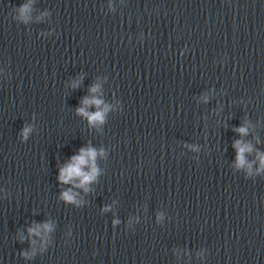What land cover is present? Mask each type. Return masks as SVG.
I'll list each match as a JSON object with an SVG mask.
<instances>
[{
    "label": "clouds",
    "instance_id": "1",
    "mask_svg": "<svg viewBox=\"0 0 264 264\" xmlns=\"http://www.w3.org/2000/svg\"><path fill=\"white\" fill-rule=\"evenodd\" d=\"M29 7L28 5H25L22 9L21 12L22 13H26L28 12ZM97 89L93 88L91 91L95 92ZM103 103V101L96 99L95 97H93L92 99H85L84 104L85 105H90V104H94L97 106V108H100V105ZM107 110V107L105 106V108L103 110L97 111L95 113H88L85 108H79L77 111L79 114L86 116L90 123H95V122H103V116H104V112ZM28 130L25 129V133ZM238 131L241 134H245L246 133V129L245 128H240L238 129ZM238 148V156H237V160H238V164L239 165H244L245 160H244V153L246 151H250V146L248 145H243L241 146L240 142H236L235 145ZM97 153L94 149H81L80 150V155L78 156H74L72 157V162L69 163L65 168H63L61 170V175H60V179L64 182H71L73 181L75 178H79L80 179V186H83L84 184L90 182L91 180L94 179L97 169L95 168L94 165V161H95V157H96ZM261 163L262 166H264V158H261ZM89 166L91 168L90 172H85L83 171L84 166ZM65 199L67 200H71L72 196L69 193H65Z\"/></svg>",
    "mask_w": 264,
    "mask_h": 264
}]
</instances>
